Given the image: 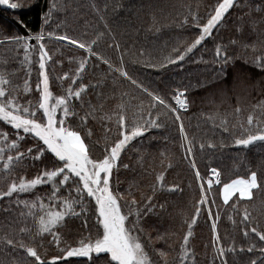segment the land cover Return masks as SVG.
I'll return each mask as SVG.
<instances>
[{
	"label": "trees",
	"instance_id": "obj_1",
	"mask_svg": "<svg viewBox=\"0 0 264 264\" xmlns=\"http://www.w3.org/2000/svg\"><path fill=\"white\" fill-rule=\"evenodd\" d=\"M219 2L221 0H10L21 7L11 9L0 5V74L9 81L5 85L6 92L21 105L28 106L29 101L33 106L38 105L40 50L34 37L43 31L41 42L51 57L45 70L53 95H66L70 85L73 90L79 89L81 84L86 86L80 100L70 101L77 115L68 118V125L80 132L90 146L93 159H102L105 147L119 138V105L125 106L123 114L129 130L135 120L143 124L149 112L151 118H159V127H149L122 151L110 181L113 191L123 195L122 204L135 199L143 211L148 198H152L153 211L140 216L136 234L153 264H165V259L168 264H181L180 246L188 224L196 215L200 185L204 182L207 189L206 181L213 168L220 173V183L214 180L209 202L202 207L192 227L188 242L190 254L185 264H221L222 261L264 264L260 251L264 249V241L251 231L255 227L264 232V142L248 147L235 144L236 139L246 138L249 115L254 117L251 132L255 133L257 122L264 127V69L256 64V58L264 56V0H238L210 37L182 61L168 62L200 35L196 24L206 23ZM53 4L56 7L45 23L44 17ZM17 36L33 37L26 40L32 47L26 51L24 42H15ZM61 36L69 39H58ZM72 39L86 44L95 41L93 51L100 59L88 57L78 44L70 43ZM218 46L222 47V54H226V61L217 58ZM84 57H88L86 69L73 85L71 78ZM104 60L113 68L122 66L131 79L110 70ZM131 80L137 84H132ZM26 84L28 91H25ZM178 92L185 93L181 99L187 100L186 109L173 113L160 105L151 107L153 101L148 93L178 109L174 99ZM141 114L143 119H140ZM177 114L179 121L175 119ZM82 119H86L84 124ZM181 123L188 140L192 141V156L185 151L188 143L181 136ZM0 131L8 133L12 140L16 138V130L4 122H0ZM20 135L25 138L20 141L18 150L27 152L32 148L35 156L42 142L22 130ZM201 144L205 145L203 150ZM209 144L214 147H208ZM12 153L15 155V151ZM193 159L195 169L190 163ZM60 166L51 153L35 161L26 157L10 173L0 172V191H5L21 176L32 179L46 169ZM196 171L203 181L197 179ZM253 171L258 174L259 187L252 190V197L240 199L236 194L225 204L220 193L223 184L237 178L247 179ZM161 172L165 177L162 188L156 181ZM77 179L73 178L61 189V198L69 196L77 186L74 182ZM51 194L50 185H40L31 196H40L48 203ZM71 195L75 197L76 193L71 191ZM21 197L16 193L0 199V264H37L35 258L27 256L25 249L18 247L21 241L35 247L44 264H50L53 256H63L61 249L78 246L81 239L96 236L99 226L95 201L86 193L82 205L86 208L85 215L69 217L57 229L61 238L59 247L50 234L36 235V221L27 215ZM122 210L127 212V206ZM245 212L249 216L247 221ZM39 215L37 209V219ZM131 219L134 221L136 217ZM214 222L219 242L213 237ZM21 229L28 231L22 233ZM6 239H12L17 247L9 246ZM219 247L225 249L223 257L217 253ZM160 252L166 256L161 257ZM108 260L107 254H100L91 259H60L56 264H106Z\"/></svg>",
	"mask_w": 264,
	"mask_h": 264
},
{
	"label": "snow or ice",
	"instance_id": "obj_2",
	"mask_svg": "<svg viewBox=\"0 0 264 264\" xmlns=\"http://www.w3.org/2000/svg\"><path fill=\"white\" fill-rule=\"evenodd\" d=\"M0 5H7L11 9H17L21 5L17 3H10V0H0ZM56 5L53 4L49 13L44 17L45 23H47L48 16L51 15ZM233 7V0H221L214 9V12L210 14L206 23H197L196 27L200 31V35L185 48L182 53H179L175 59L169 58V63H176L182 61L188 53H191L197 46H199L207 37H210L222 22L225 14L229 9ZM197 18L194 16L193 20ZM51 35V34H49ZM33 37H14L17 44L24 42L23 47L26 51L32 47L26 40L32 39ZM34 39L39 43L40 59H39V77L40 83L37 85V91H39V101L37 106H33L29 101L28 106H24L18 103L16 97L8 95L5 89V85L9 83L7 79L0 74V122H4L10 125L12 129L16 130V138L9 142V135L6 132L0 131V172L10 173L13 168L24 161L26 157H31L34 161L43 158L45 153H51L56 160L62 165L60 167H54L51 170H44L39 173L35 178L26 179L21 176L19 183L13 182L7 187L6 191H0V199L4 197H11L13 194L29 193L32 192L40 185H51L52 194L49 197L48 204H45L43 200H39V217L37 219V202L33 201L29 204L27 201L23 202L25 207L28 208V216L33 217L36 221V235L42 236L44 234H50L57 247L61 243L60 234L57 229L63 226L65 220L69 217H79L85 215L86 208L82 207L84 204V194L87 197L95 201V215L98 223V230L96 236L93 238L89 236L86 239H81L78 242V246H69L65 249H61L63 256H53L50 264H56L60 259H67L69 257H86L91 259L93 255L99 256L100 254H107L110 260L106 261V264H153L149 253L146 251L141 238L137 233L139 227V218L145 212H151L153 209L150 207L151 197L144 205L143 211L140 209L138 202L135 199L131 201L124 200L123 195L114 192L111 187V177L113 170L116 167L117 161L120 159L122 151L137 137H141L148 130L149 127H159L158 117L156 119L151 118V112H149V118L144 120L141 124L139 120H135L129 130L127 125V117L123 114L125 106L119 105L120 113L117 118V124L120 129L119 138L110 147H105V154L102 159H93L91 157V149L85 140L82 138L79 131L73 130L68 125V118L75 117L77 114L72 110L70 101L72 99L80 100L82 93L85 91L86 86L81 84L79 89L73 90L70 85L67 89L66 95L54 96L49 87V76L46 72V63L51 59L48 52L45 50V45L41 42L44 39L43 31L37 34ZM60 40H68L67 36L58 37ZM70 43L77 45L80 49H84L88 53V57L97 56L100 57L93 51L92 43H78L75 39L70 40ZM118 47V45H117ZM216 55L218 59L223 58L227 60L226 54H222V47L218 46L216 49ZM88 57H84L79 62V67L76 69V75L73 76L72 84L77 83L78 78L86 69L88 63ZM28 57L26 56L25 59ZM104 63L108 64L109 69L112 71L119 72L121 76L131 79L128 73L121 66L119 68H113V66L104 60ZM122 63V62H121ZM256 64L261 69H264V56L256 58ZM65 78H68V74H65ZM131 83L136 85L137 81L131 80ZM139 87V85H137ZM25 91H28L27 84L25 85ZM147 91V89H144ZM152 97L153 104L151 107L156 105L169 108L173 113H178L179 109H186L188 102L184 97L185 93L178 92L177 96L174 97L178 104L177 108H171L166 104L165 100L152 93H148ZM240 111L239 108L236 110ZM42 113V115H40ZM58 113L60 115H58ZM88 114H86L87 116ZM140 119H143L141 114ZM175 119L179 121L181 118L179 114L175 116ZM86 119H82L81 123L84 124ZM254 123V117L249 115L247 117L248 129L245 130L246 138L242 137L235 140L237 146L248 147L255 142H264V127H261L257 122L255 133L251 132L250 129ZM24 134H30L34 138H38V141L42 142L43 146L38 147L37 154L32 155L34 149L29 148L27 152L19 151L20 141L25 137L20 135V131ZM227 131V128H225ZM180 133L183 140L187 141L188 147L185 151L188 156L193 155L192 141L188 140L185 133L183 123L180 124ZM91 133H89V136ZM183 147V145H182ZM205 147L204 144L200 145L201 150ZM208 147H214L209 144ZM15 151V155H7ZM192 168H196L194 159L190 161ZM171 165H169L170 167ZM127 167V165H125ZM196 177L198 180L203 181L199 171H196ZM73 178H78L76 181V187L71 191L76 193V196L71 195L61 198L59 193L61 189L73 181ZM164 173L161 172L156 176V181L163 187ZM216 184L220 183V173L217 169H211L210 175L206 181L207 189L204 187V182L200 185L201 198L195 208V213L192 217V222L188 224V232L183 237V243L180 246V260L181 264H185L186 258L189 256L188 242L192 235V227L197 222L202 207L207 204L208 194L211 193L213 188V182ZM259 187L258 174L257 172H251L250 176L245 178H237L232 180L230 183H224L220 189L223 201L228 204L229 201L236 195H239L240 199L252 197V190ZM155 190V189H154ZM19 203V201H18ZM214 203V201H213ZM127 206L128 211L124 212L122 209ZM58 206V210H57ZM81 210L76 211L77 208ZM209 211V216L211 217ZM135 216L136 220L131 218ZM216 219H219L217 216ZM249 216L245 212L244 220L247 221ZM102 229V231H100ZM28 229H21V232H26ZM142 231V229H140ZM213 237L216 242H219L220 237L217 235V225L214 222L212 224ZM252 233L259 238L260 241H264V232L258 231L257 228L251 229ZM245 236L248 232L244 233ZM6 243L16 248L17 244L12 239H6ZM19 248L25 249L28 257L35 258L37 264H44L41 255L35 247L26 246L23 241L18 245ZM234 250V249H230ZM243 250V249H241ZM249 252L253 251V248L248 249ZM264 255V249L260 250ZM217 253L220 257L225 255V249L223 247L217 248ZM161 257H165L164 252H160ZM165 264H168L165 259ZM221 264H226V261H222ZM252 264H256L253 261Z\"/></svg>",
	"mask_w": 264,
	"mask_h": 264
},
{
	"label": "rangeland",
	"instance_id": "obj_3",
	"mask_svg": "<svg viewBox=\"0 0 264 264\" xmlns=\"http://www.w3.org/2000/svg\"><path fill=\"white\" fill-rule=\"evenodd\" d=\"M238 2V0H233V7L236 5V3ZM233 7H231V8H233ZM5 87V86H4ZM40 115H42V114H40ZM58 115H60L59 113H58ZM12 140V137L9 135V142ZM9 154H11V155H13V153L11 152V153H6V156H5V158L7 157V155H9ZM17 183H19V180H17L16 181ZM12 183V182H11ZM230 183V182H229ZM50 185V184H49ZM51 186V185H50ZM51 188H52V186H51ZM7 190V189H6ZM5 190V191H6ZM34 193V190L32 191V192H29V193H23V194H21L22 195V197H21V201H22V204L24 205V203L23 202H25V201H27L29 204H31L33 201H36L37 202V209L39 208V200H42L41 198H40V196L39 197H33V196H31L32 194ZM38 198H39V200H38ZM45 204H48V203H45ZM24 207H25V205H24ZM26 208V207H25ZM26 210H28V208H26ZM57 210H58V208H57ZM74 247H76V246H74Z\"/></svg>",
	"mask_w": 264,
	"mask_h": 264
},
{
	"label": "crops",
	"instance_id": "obj_4",
	"mask_svg": "<svg viewBox=\"0 0 264 264\" xmlns=\"http://www.w3.org/2000/svg\"><path fill=\"white\" fill-rule=\"evenodd\" d=\"M231 182V181H230Z\"/></svg>",
	"mask_w": 264,
	"mask_h": 264
}]
</instances>
